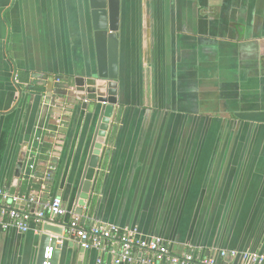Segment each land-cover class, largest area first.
Instances as JSON below:
<instances>
[{
  "label": "crops",
  "instance_id": "crops-1",
  "mask_svg": "<svg viewBox=\"0 0 264 264\" xmlns=\"http://www.w3.org/2000/svg\"><path fill=\"white\" fill-rule=\"evenodd\" d=\"M91 11L0 0V189L62 199L58 264L78 262L75 219L137 227L175 253H264V0H120L117 103L78 215L101 109L74 89L96 71ZM43 223L0 229V264H36ZM82 264L111 261L91 250Z\"/></svg>",
  "mask_w": 264,
  "mask_h": 264
},
{
  "label": "built area",
  "instance_id": "built-area-1",
  "mask_svg": "<svg viewBox=\"0 0 264 264\" xmlns=\"http://www.w3.org/2000/svg\"><path fill=\"white\" fill-rule=\"evenodd\" d=\"M0 196L3 199L11 198L12 203V206L0 204V229L15 228L26 233L30 229L29 221L33 215L39 221L51 222L66 213L59 196L41 202L36 195L11 197L2 189ZM20 200L30 205L37 204L39 208L34 213L21 209L14 205ZM77 220L67 229L68 235L80 249L95 250L109 257L111 264H264L262 252L221 249L217 255H203L195 250L175 253L166 239L156 235H142L137 227H121L102 222L83 226ZM50 258L51 248L47 247L43 264H50ZM102 260L101 256L97 258L98 263Z\"/></svg>",
  "mask_w": 264,
  "mask_h": 264
},
{
  "label": "water",
  "instance_id": "water-1",
  "mask_svg": "<svg viewBox=\"0 0 264 264\" xmlns=\"http://www.w3.org/2000/svg\"><path fill=\"white\" fill-rule=\"evenodd\" d=\"M95 39L96 71L87 77L74 79L75 97L82 102L101 103L98 125L85 164L76 195L75 213L82 214L81 206L91 190L92 180L99 163L104 138L117 103L118 78V24L120 0H90ZM17 169L14 181L19 175ZM63 226L54 222H44L36 264H43L46 248H51L50 264H58L61 252ZM84 251L81 249L77 264H82Z\"/></svg>",
  "mask_w": 264,
  "mask_h": 264
}]
</instances>
